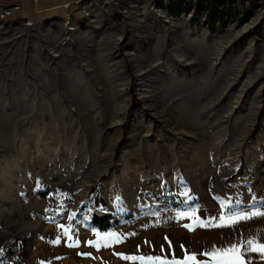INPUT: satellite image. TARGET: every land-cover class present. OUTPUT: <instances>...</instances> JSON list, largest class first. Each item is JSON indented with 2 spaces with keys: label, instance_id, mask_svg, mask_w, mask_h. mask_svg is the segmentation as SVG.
Instances as JSON below:
<instances>
[{
  "label": "rangeland",
  "instance_id": "rangeland-1",
  "mask_svg": "<svg viewBox=\"0 0 264 264\" xmlns=\"http://www.w3.org/2000/svg\"><path fill=\"white\" fill-rule=\"evenodd\" d=\"M4 2L0 264L43 227L96 239V209L192 231L264 207V0Z\"/></svg>",
  "mask_w": 264,
  "mask_h": 264
},
{
  "label": "crops",
  "instance_id": "crops-1",
  "mask_svg": "<svg viewBox=\"0 0 264 264\" xmlns=\"http://www.w3.org/2000/svg\"><path fill=\"white\" fill-rule=\"evenodd\" d=\"M0 5H6L4 0H0ZM209 213H216L220 219L223 217L221 222L226 228L213 232L205 230V223L212 221ZM196 220L192 231L185 226L183 219L177 228L96 229V239L83 233L93 231L89 229L43 227L33 235L18 264H164L165 261L172 264L193 254L200 264H217L221 259H233L237 255L244 264H264V250L260 248L264 245V207H253L242 214L228 216L216 211L198 212ZM207 235L215 236L218 242L213 244L211 240V245L201 246ZM220 250L230 251L221 253ZM205 253H215L216 256H206ZM148 257L159 259L148 260ZM188 264L192 261L189 260Z\"/></svg>",
  "mask_w": 264,
  "mask_h": 264
},
{
  "label": "trees",
  "instance_id": "trees-1",
  "mask_svg": "<svg viewBox=\"0 0 264 264\" xmlns=\"http://www.w3.org/2000/svg\"><path fill=\"white\" fill-rule=\"evenodd\" d=\"M260 116H259V119H258V122H257L255 129L251 133V136L253 134H255V132H256V128L258 127V125L260 123ZM129 118H130V116H129ZM129 118L127 119L125 126L128 125V122L130 121ZM95 202H96L95 203L96 205H101L102 208L106 205V201L102 197L97 198V200ZM115 219H116L115 215H113L112 213H109L107 211H104L103 209L102 210L96 209L95 211H93V213L91 215L92 224L97 229H99L101 231H108L109 229H111L113 224H114Z\"/></svg>",
  "mask_w": 264,
  "mask_h": 264
},
{
  "label": "snow or ice",
  "instance_id": "snow-or-ice-1",
  "mask_svg": "<svg viewBox=\"0 0 264 264\" xmlns=\"http://www.w3.org/2000/svg\"><path fill=\"white\" fill-rule=\"evenodd\" d=\"M221 219H224V218L221 217ZM66 234L69 235V238H71L70 234H68V233H66ZM88 243L92 244V241H89ZM249 243L252 244L251 241H249ZM233 247H235V246H233ZM260 248H261V250H264V245H261ZM255 250L256 249L253 248V251H255ZM220 251H221V253H224V252L230 251V250H220ZM82 255H86V254H82ZM205 255L206 256L207 255H212L213 257L216 256L215 253H205ZM125 258H128V257H125ZM132 259H141V260H143L144 258L143 257H139V258L138 257H132ZM147 259L148 260H158L159 258L158 257H155V258L154 257H148ZM189 260L192 261V264H200V261H197L195 259V254H193L191 257H187L186 256L185 260H183V261H173L172 264H188ZM164 264H169V262L165 261ZM217 264H244V261L239 255H237L233 259H221V260H219L217 262Z\"/></svg>",
  "mask_w": 264,
  "mask_h": 264
},
{
  "label": "built area",
  "instance_id": "built-area-1",
  "mask_svg": "<svg viewBox=\"0 0 264 264\" xmlns=\"http://www.w3.org/2000/svg\"><path fill=\"white\" fill-rule=\"evenodd\" d=\"M13 9H19V6H15V7H12V8L4 7V8H3V11H4V12H2L1 16H2L3 18L6 17V16H8L9 14L12 13V10H13Z\"/></svg>",
  "mask_w": 264,
  "mask_h": 264
}]
</instances>
